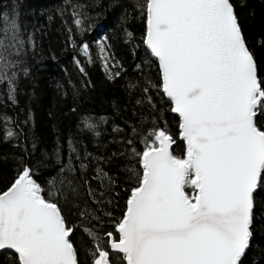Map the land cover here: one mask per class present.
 <instances>
[{"label": "snow or ice", "instance_id": "obj_1", "mask_svg": "<svg viewBox=\"0 0 264 264\" xmlns=\"http://www.w3.org/2000/svg\"><path fill=\"white\" fill-rule=\"evenodd\" d=\"M142 8L144 43L179 117L184 154H173L176 141L166 128L146 133L142 151L132 150L139 168L131 173L135 184L123 215L106 233V247L88 231L95 243L86 261L57 200V182L64 180L48 181L55 191L46 194L21 160L0 191V251L10 252L15 264H243L256 194L264 190V126L257 121L264 115V78L231 0H143ZM18 34L16 13L0 11V85L13 103L23 45ZM82 50L87 54L89 45ZM83 126L96 127L88 119ZM17 135L5 127L0 141Z\"/></svg>", "mask_w": 264, "mask_h": 264}, {"label": "trees", "instance_id": "obj_2", "mask_svg": "<svg viewBox=\"0 0 264 264\" xmlns=\"http://www.w3.org/2000/svg\"><path fill=\"white\" fill-rule=\"evenodd\" d=\"M231 2L264 78V0ZM142 4L0 0V11L16 13L23 41L16 57L15 103L0 85V131L8 127L18 133L0 141V191L10 186L21 160L31 166L46 194L55 191L48 181L64 180L63 186L57 182V200L75 229L82 261L95 243L88 231L97 233L106 247V233L122 217L135 184L131 173L139 168L132 150L142 151L146 133L166 128L176 141L173 154L183 156L185 150L179 117L161 90L158 61L144 43ZM77 17L81 26L74 23ZM84 44L89 45L87 54ZM86 119L96 127L85 129ZM257 121L264 126V115L258 114ZM68 165L74 170L62 173ZM253 232L243 264H264V190L256 194ZM0 264H15V257L5 251Z\"/></svg>", "mask_w": 264, "mask_h": 264}, {"label": "water", "instance_id": "obj_3", "mask_svg": "<svg viewBox=\"0 0 264 264\" xmlns=\"http://www.w3.org/2000/svg\"><path fill=\"white\" fill-rule=\"evenodd\" d=\"M145 46H146V44H145ZM147 48V47H146ZM149 50V49H148ZM150 51V50H149ZM155 58V57H154ZM156 59V58H155ZM157 60V59H156ZM158 61V60H157ZM159 65V64H158ZM177 115V114H176ZM178 116V115H177ZM182 140V139H181ZM172 150V149H171ZM5 251H0V255L2 254V253H4Z\"/></svg>", "mask_w": 264, "mask_h": 264}]
</instances>
